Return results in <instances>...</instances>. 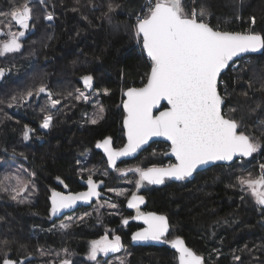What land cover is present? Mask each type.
I'll return each instance as SVG.
<instances>
[{"label":"trees","instance_id":"1","mask_svg":"<svg viewBox=\"0 0 264 264\" xmlns=\"http://www.w3.org/2000/svg\"><path fill=\"white\" fill-rule=\"evenodd\" d=\"M14 2L23 4L24 0H0V11L7 12ZM183 2L188 11L207 8L210 16L206 22L214 28L264 36V0ZM143 3L29 0L31 20L20 40L22 47L0 56V68L5 69L0 76V181L11 174L28 185L27 193L29 185L34 192L31 198L27 196L29 202L23 199L20 203L22 196L12 199L15 179L5 182L8 191H0V264L5 258L18 264H60L63 260L78 264L89 240L109 229L122 231L124 200L117 204L118 214L99 218L91 211L86 220L61 232L54 228L60 220L51 217L49 196L86 190L91 174L96 185H103L101 194L114 197L107 189L114 188L117 168L139 161L148 168L171 163L166 158L168 146L155 143L154 152L153 144L135 160L111 170L96 147L105 138H111L113 148L123 146L124 93L142 87L150 72L151 61L134 29ZM9 19L0 17V31H20L14 23L7 26ZM85 75L93 77L91 89L84 86L81 78ZM41 85L61 100L55 108L47 92L38 94ZM77 89L88 96L87 102L74 99ZM218 89L225 102L223 112L237 120L243 118L242 130L259 138L260 149L230 166H215L181 182L165 180L159 187L141 188L140 192L147 199L148 210L167 217L170 238H182L208 264H264V214L245 205L238 180L232 177L236 170L256 178L264 164V125L259 124L264 120V49L232 64L221 76ZM29 90L31 97L26 95ZM69 92L73 97H67ZM230 108L236 111L229 113ZM46 116L52 117L50 127L44 128L47 132L41 128ZM92 119L97 123L92 124ZM25 126L31 130L27 139ZM118 186L128 188L125 196L137 189L132 192L129 185ZM90 209L72 215H84ZM126 233L119 234L125 246ZM128 264H175V260L168 249L137 248Z\"/></svg>","mask_w":264,"mask_h":264},{"label":"snow or ice","instance_id":"2","mask_svg":"<svg viewBox=\"0 0 264 264\" xmlns=\"http://www.w3.org/2000/svg\"><path fill=\"white\" fill-rule=\"evenodd\" d=\"M191 2L195 4V0ZM112 10L110 5L109 11ZM31 11L29 0L14 5L7 12L0 11V17L10 18L7 25L9 28L14 23L22 29L5 33L8 39L0 41V56L20 50V38L24 37L25 31L29 29ZM209 16L210 12L204 7L199 10L196 7L191 11L186 10L183 0H144L140 5V14L136 16L134 29L136 37L142 41L143 49L150 58V72L142 87L129 88L125 93L127 100L123 102V106L127 115L123 125L127 143L118 149L112 147L111 138H105L96 144L97 148H102L107 154L109 165L115 168L120 157L135 153L151 137L163 136L171 141V153L175 156L176 163L167 167L117 169L119 172L138 173L139 179L135 182L137 188L145 181L159 185L163 184L166 178L184 180L192 177L203 165L215 161H232L236 156L249 157L261 147L258 137L242 130L243 118L237 120L223 112L224 101L218 92V78L235 57L264 49V36L251 31L233 32L214 28L206 22L205 18ZM47 19L51 20L52 16ZM251 22L255 24V18H251ZM4 71L5 69L0 68V76ZM81 79L85 88H92L91 75H85ZM37 91L38 94L47 92L53 108L61 103L60 99L53 98V94L45 86L41 85ZM26 95L31 97L33 92L29 90ZM73 95L72 92L67 93V97ZM242 95L247 97L248 93L244 92ZM12 99L15 100L16 97ZM74 99L87 102L88 96L77 89ZM161 100H166L170 107L154 115L153 109L159 107ZM99 111L102 112L103 108ZM228 111L232 113L236 109L230 108ZM51 121L52 117L46 116L41 127L49 128ZM91 123L95 124L97 120L92 119ZM259 124L264 125V120H260ZM25 128L24 137L27 139L31 130L27 129V126ZM260 167L259 177L253 178L249 173L247 177H239L238 183L242 190L246 185L256 204L264 207V164ZM12 179L16 180V187L12 189L15 193L12 199L16 200L28 190V185L19 177L7 174L4 180L0 181V191H8L5 182ZM87 184V192L69 195L53 192L52 214L72 207L78 200L99 196L91 174L87 178ZM19 202L25 201L20 199ZM143 202L144 198L134 193L128 200V207L137 209L138 215L135 219L142 220L146 226L135 232L132 239L160 241L168 233V220L165 216L152 212L140 213L139 206ZM110 207L116 206L113 204ZM123 223L127 224L128 220L124 219ZM59 227L67 229L70 225L61 224ZM120 239L116 236L114 240H109L105 236L92 241L89 258L95 261L99 253L107 255L119 251ZM166 242L178 253V264H205L203 257L188 248L182 238L177 237ZM120 259L123 264V258ZM235 259L238 260L239 257ZM3 264L18 262L5 258ZM61 264H71V261L63 260Z\"/></svg>","mask_w":264,"mask_h":264},{"label":"rangeland","instance_id":"3","mask_svg":"<svg viewBox=\"0 0 264 264\" xmlns=\"http://www.w3.org/2000/svg\"><path fill=\"white\" fill-rule=\"evenodd\" d=\"M17 4H19V3H15L14 2L13 5H17ZM9 31H10L9 29H7L5 31H0V41H4V40L8 39L7 35H5V33H8ZM12 32H17V31H12ZM27 32H28V30L25 31V35L27 34ZM23 38L24 37H21L20 40L23 39ZM242 68H243V66H242ZM234 71H236V70H234ZM243 97H245V96L243 95ZM42 130H43V128H42ZM44 131H45V129H44ZM47 131H48V129H47ZM153 148L154 147L151 148V151L152 152H154ZM165 166H167V165H165ZM137 167H139V168H145V169L148 168V167L144 166L143 162L139 161L136 164H134L133 166L121 167V168H117V169H135ZM117 169L115 170V173H114V175L117 177V181L115 182L114 188L110 187V188L107 189V192L109 194H113L114 197H112V196L110 197L109 196L110 197V200L103 201V202L100 201V202L96 203L90 209V211L83 213L87 217H83L84 215H75L74 216V215L71 214V216L65 217L64 219H61L59 222L55 223V227L54 228L56 230L61 231V232H66V231L69 230V228L72 225L79 224L83 220H86L88 217H90L88 215L90 214L91 211L94 212V213H96V215H94L95 217H99V218H101L102 216H104L106 214H112L113 212H116L118 214V212L115 211L117 209V204L119 205L120 201L125 200L127 197L130 196V195L129 196H125L124 195V193L128 191V188L121 187V186H118V185H125V186L129 185V186H131L130 189L133 192L136 189V183L135 182L139 179V174L138 173H135L134 171L119 172V171H117ZM124 176L126 177V179L125 180H120V178H124ZM234 176L237 178L236 179V181H237L239 177H241V176L247 177L248 175L245 174V173H243V172H240V171L238 173V171L235 170V171L232 172V177H234ZM239 186H240V184H239ZM148 188H149V186L147 184L143 185V190L144 189H148ZM240 189L242 190L241 186H240ZM33 192L34 191H33L32 186L29 185V192L28 193L27 192L22 193L21 194L22 199H24L27 202H29L27 200V196H28V198H31V196L33 195ZM242 193L245 196L244 199H245V205L246 206H248L249 208H252V209L253 208H256V209L260 210V205L256 204L254 198L252 197V195L250 194V192L247 190V186L246 185L244 186V188L242 190ZM30 201H31V199H30ZM113 204L114 205L116 204L115 205L116 207H110V205H113ZM61 224H69L70 227L67 228V229H61L59 227ZM114 234L115 233L113 231H110V230H106L105 231V236H107L109 240H114L115 239V237L113 238ZM109 235L112 236V238ZM105 236H103V237H105ZM101 238H99L98 240H100ZM171 239H174V237H171L170 240ZM90 246H91V243H89L88 251L90 250ZM121 248H120L121 249L120 252H118L115 255L110 256L108 258H106L107 256L99 255L98 254L97 255V259L95 261L94 260H91L89 258V252H88V255L85 256V259L84 258L83 259H80L79 258L80 261H79L78 264H122V261H121L120 258H123V264H128V259H129V256H130V251L128 249L122 247V244H121ZM83 260H85V261H83Z\"/></svg>","mask_w":264,"mask_h":264},{"label":"water","instance_id":"4","mask_svg":"<svg viewBox=\"0 0 264 264\" xmlns=\"http://www.w3.org/2000/svg\"><path fill=\"white\" fill-rule=\"evenodd\" d=\"M17 26H18V25H17ZM141 47H142V50H143L145 56L150 60V58L147 56V52H146V50L143 49L142 41H141ZM262 50H263V49H261V50H259V51H257V52L243 53V54H241L240 56L235 57L234 60H233L232 62H229V66H228L225 70L222 71L221 76H222L224 73H226L227 70L230 68V66H231L232 64H234L236 61H238V60H240V59H243V58H246V57L259 55V54L262 53ZM221 76L218 78V86H219V81H220ZM126 92H127V91H126ZM126 92H125V93H126ZM218 92H219V89H218ZM125 93H124V99H123V101H122V109H123V111H124V113H125V116H126L127 113L125 112V110H124V106H123V102L127 100V96L125 95ZM219 94H220V93H219ZM223 101H224V100H223ZM224 104H225V102L222 104V110L224 109ZM168 107H170V106L167 104V101H166V100H161V101H160V105H159V107L153 109V114H154V115H158L160 111H164V110H166ZM124 118H125V117H124ZM124 118H123V120H122V130H123V137H124V143H123V146L127 143L126 129L124 128V125H123ZM102 141H103V140H102ZM155 143H163V144H166V145L168 146V152L166 153V158H168L169 160H171V161H172V164L176 163V158H175V156L171 153V141L167 140V138H166V137H163V136H159V137H155V136H154V137H151V138L149 139V141H148L146 144L142 145V146H141V147H140L135 153H133V154H131V155H129V156L120 157V158L117 160V162H116V167H117L119 164H121L122 162H124V161H133V160H135V159H136V158H137V157H138L143 151L147 150L151 145H153V144H155ZM123 146H122V147H123ZM122 147H121V148H122ZM97 149H98V150L101 152V154L103 155V157H104V159H105V161H106V163H107L108 168L111 169V170H114L116 167L113 168L111 165H109V163H108V158H107V154L104 152V150H103L102 148H97ZM246 158H248V157H239V156H236V157L233 158L232 161H215V162H210L209 164H206V165H203V166L199 167V168L196 170V172L193 173V176H194L195 174H198V173H200V172H203V171H205V170H207V169H210V168H212V167H215V166H230V165L233 164L234 162H236V161H240V160H243V159H246ZM193 176H192V177H193ZM192 177H189V178H186V179H190V178H192ZM165 180H170V181H173V182H181V181H182V180H176L175 178H166ZM184 180H185V179H184ZM151 185H155V186H157L156 184H151ZM159 185H160V184H159ZM102 188H103V185H102V184H97V192L99 193V196H94V197H92V198L89 199V200H78V201H76V203H75L72 207H70V208H66V209H62V210H60V212H58V213L55 214V215H53L52 212H51V207H52V200H51V197H52V194H53V193H52V194L49 196V199H48L49 206H50V214H51L53 217H61V216L64 215V214L74 212L75 210H77V209L79 208V206L87 205V204H89V203H92L95 199L101 198V197L103 196V195L101 194V190H102ZM140 190H141V186H140L139 188H137L133 193H134L135 195H137V196H141V195H139ZM87 191H88V189H86V190H84V191H81V192H77V193H82V192H87ZM60 193H62V192H60ZM133 193H132V194H133ZM62 194H64V195H69V194H76V193H62ZM131 196H132V195H131ZM131 196H130V199H131ZM143 198H144V197H143ZM144 205H145V200H144V202H143L142 204H140L139 208L142 207V206H144ZM126 207H127V209H129V210H130V209H132V210L135 209V208H129V207H128V202H127V204H126ZM262 208H263V214H264V207H262ZM135 210H136V216H137V215H138L137 209H135ZM136 216H135V217H136ZM167 220H168V219H167ZM134 221L137 222V223H140V224L144 225L142 220H139V219H135V218H134ZM168 225H169V221H168ZM263 225H264V217H263ZM144 226H145V225H144ZM145 227H146V226H145ZM169 230H170V225H169ZM169 230H168V233H169ZM140 231H141V230H140ZM168 233H166V235H167ZM166 235H165V236H166ZM132 236H133V235H132ZM162 239H163V238H162ZM162 239H161L160 241H134V240L132 239V237H131L132 244H133L134 246H137V245H141V246H155V247H162V246H165V247H167L168 249L173 250V251L176 252V250H175L174 248H172V246H171L170 243H165V242H163ZM176 253H177V252H176ZM177 254H178V253H177ZM2 264H3V262H2Z\"/></svg>","mask_w":264,"mask_h":264},{"label":"flooded vegetation","instance_id":"5","mask_svg":"<svg viewBox=\"0 0 264 264\" xmlns=\"http://www.w3.org/2000/svg\"><path fill=\"white\" fill-rule=\"evenodd\" d=\"M170 164H172V161H171V163H169L167 166H169ZM167 166H164V167H167ZM157 167H159V166H157ZM183 181V180H182ZM145 184H147L149 187H155V185H151V184H148L146 181L145 182H143L142 183V185H141V188H143V185H145ZM157 187H159V185H157ZM88 189V188H87ZM132 195V194H131ZM130 195V196H131ZM139 195H141L142 197H144V200H145V205L144 206H142V207H140L139 208V212L140 213H149V212H152V213H155V214H157V215H161V214H159V213H157V212H154V211H150V210H148L147 209V199L145 198V196H143V194H141V192H139ZM130 196L129 197H127L125 200H124V202H121V203H123V205H124V207H123V209L125 210V212H126V215L125 216H122V218L120 219V221H121V226L123 227L122 228V231L120 232H118L117 230H113V229H109L110 231H113L115 234H114V236H113V238L114 237H116V236H119L121 239H120V243L122 244V247H124V248H126V249H128L129 251H130V256H129V259H128V262H129V260H130V257H131V255H132V253L137 249V248H140V249H148V248H157V249H168L167 247H165V246H162V247H155V246H141V245H137V246H134L133 244H132V240H131V237H132V235L135 233V232H137V231H140V230H142L145 226L144 225H142V224H140V223H137V222H135L134 221V218H135V216H136V210L134 209V210H132V209H127V207H126V204H127V202H128V200L130 199ZM106 200H110V198L109 197H106V196H102L101 198H98V199H95L92 203H89V204H87V205H84V206H79V208L77 209V210H75L74 212H71V213H67L68 215L69 214H74V213H76L78 210H83V209H85V208H92L96 203H98V202H103V201H106ZM260 212L262 213L263 212V208H262V206H260ZM67 214H64V215H62L61 217H53L52 215H51V217L53 218V219H55V220H61V219H64L66 216H67ZM164 216V215H163ZM166 217V216H165ZM167 218V217H166ZM124 219H127L128 220V223L127 224H124L123 223V220ZM119 229H121V227L119 228ZM118 229V230H119ZM128 233V239H127V245L125 246L124 245V243H123V238L121 237V235H119L120 233ZM126 233V234H127ZM103 236H105V232L103 233V235H100L97 239H93V240H89L88 241V247H89V243H91L92 241H95V240H98L99 238H101V237H103ZM110 236V235H109ZM111 238H112V236H110ZM175 238H177V237H175ZM174 238V239H175ZM180 238V237H179ZM163 242H165V243H169V242H166V241H171V240H173V239H171L170 240V236L167 234L163 239ZM185 244H186V242H185ZM186 246L188 247V248H190L187 244H186ZM122 249V248H121ZM121 249H119V251H117V252H110V253H108L107 255H105L104 253H99V255H104V256H107L106 258H108V257H110V256H113V255H115L116 253H118V252H120L121 251ZM190 249H192V248H190ZM168 250H170V249H168ZM172 253H173V256H174V260H175V264H178V254L175 252V251H173V250H170ZM194 251V250H193ZM88 248H87V250H86V252L85 253H83L82 255H80L79 256V258L80 259H85V256L86 255H88ZM195 252V251H194ZM196 253V252H195ZM198 254V253H197ZM200 255V254H199ZM200 256H202V255H200ZM203 257V256H202ZM203 259H204V257H203ZM83 261H85V260H83ZM82 261V262H83ZM204 261H205V264H208L207 262H206V260L204 259ZM61 264V263H60Z\"/></svg>","mask_w":264,"mask_h":264},{"label":"built area","instance_id":"6","mask_svg":"<svg viewBox=\"0 0 264 264\" xmlns=\"http://www.w3.org/2000/svg\"><path fill=\"white\" fill-rule=\"evenodd\" d=\"M43 130H44V128H43ZM45 131H47V130H45ZM156 148V145L154 144V148H153V150Z\"/></svg>","mask_w":264,"mask_h":264}]
</instances>
